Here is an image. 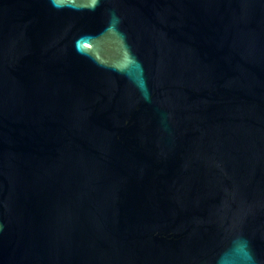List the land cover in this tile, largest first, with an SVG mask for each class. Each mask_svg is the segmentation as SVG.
Segmentation results:
<instances>
[{"label":"water","instance_id":"1","mask_svg":"<svg viewBox=\"0 0 264 264\" xmlns=\"http://www.w3.org/2000/svg\"><path fill=\"white\" fill-rule=\"evenodd\" d=\"M0 264H264V0H0Z\"/></svg>","mask_w":264,"mask_h":264}]
</instances>
